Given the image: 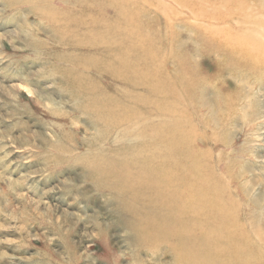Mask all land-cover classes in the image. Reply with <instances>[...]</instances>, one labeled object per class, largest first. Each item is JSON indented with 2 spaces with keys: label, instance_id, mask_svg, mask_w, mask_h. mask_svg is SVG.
Wrapping results in <instances>:
<instances>
[{
  "label": "rangeland",
  "instance_id": "rangeland-1",
  "mask_svg": "<svg viewBox=\"0 0 264 264\" xmlns=\"http://www.w3.org/2000/svg\"><path fill=\"white\" fill-rule=\"evenodd\" d=\"M26 2L0 0V264H176L88 166L126 139L106 137L108 116L92 113L73 83L71 59L82 51ZM185 16L179 10L168 28L165 14L144 15L182 95L177 119L195 133L192 153L205 155L264 231V71L213 51ZM92 74L107 88L118 84L98 67Z\"/></svg>",
  "mask_w": 264,
  "mask_h": 264
},
{
  "label": "bare ground",
  "instance_id": "bare-ground-1",
  "mask_svg": "<svg viewBox=\"0 0 264 264\" xmlns=\"http://www.w3.org/2000/svg\"><path fill=\"white\" fill-rule=\"evenodd\" d=\"M29 1L82 51L71 59V78L91 100L89 110L108 116L106 137L126 139L88 166L133 208L146 238L166 242L176 264H264V231L243 214L205 155L192 153L195 133L177 119L182 95L170 84L160 31L144 17L150 11L165 14L169 28L180 10L191 32L213 51L264 71V2ZM93 54L99 57L89 59ZM95 67L117 86L107 88L104 75L93 76Z\"/></svg>",
  "mask_w": 264,
  "mask_h": 264
}]
</instances>
